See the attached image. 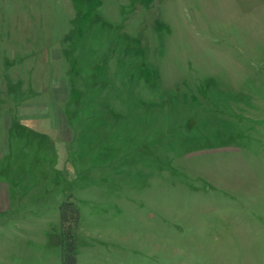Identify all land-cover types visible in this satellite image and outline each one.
<instances>
[{"label":"rangeland","instance_id":"obj_1","mask_svg":"<svg viewBox=\"0 0 264 264\" xmlns=\"http://www.w3.org/2000/svg\"><path fill=\"white\" fill-rule=\"evenodd\" d=\"M264 264V0H0V264Z\"/></svg>","mask_w":264,"mask_h":264},{"label":"trees","instance_id":"obj_2","mask_svg":"<svg viewBox=\"0 0 264 264\" xmlns=\"http://www.w3.org/2000/svg\"><path fill=\"white\" fill-rule=\"evenodd\" d=\"M60 247L62 264H76L75 231L79 223L78 209L72 202L64 201L59 205Z\"/></svg>","mask_w":264,"mask_h":264}]
</instances>
